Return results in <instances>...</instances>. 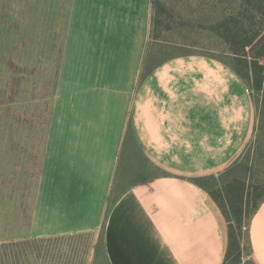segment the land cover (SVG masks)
Masks as SVG:
<instances>
[{
    "label": "crops",
    "instance_id": "0c3cea01",
    "mask_svg": "<svg viewBox=\"0 0 264 264\" xmlns=\"http://www.w3.org/2000/svg\"><path fill=\"white\" fill-rule=\"evenodd\" d=\"M138 50L70 48L77 84L48 173L43 233L94 228L105 217L110 264H223L228 221L194 179L222 174L251 143V88L205 53L168 56L141 76ZM129 169L135 176L125 181ZM248 237L247 259L264 264V201Z\"/></svg>",
    "mask_w": 264,
    "mask_h": 264
},
{
    "label": "rangeland",
    "instance_id": "374dc122",
    "mask_svg": "<svg viewBox=\"0 0 264 264\" xmlns=\"http://www.w3.org/2000/svg\"><path fill=\"white\" fill-rule=\"evenodd\" d=\"M155 2L164 10L157 30ZM239 14L246 28L258 23L264 27V17L246 0H0V243L32 241L26 250L38 247V260L33 256L28 264H110L104 249L105 217L94 228L43 233L51 224L48 173L67 98L77 84L79 58L70 55L72 46L139 47L141 76L160 60L185 52L234 64L230 45L213 26ZM246 50L251 59L252 47ZM259 61L264 65V58ZM253 80L247 82L257 125L226 176L244 182L254 195L256 186L264 191V88L258 90ZM125 133L133 146L127 126ZM132 175L129 169L121 177L130 181ZM206 185L211 191L218 187L215 180ZM123 187L116 185L115 192ZM248 232L249 226L244 228L246 248ZM37 239L47 240L33 242Z\"/></svg>",
    "mask_w": 264,
    "mask_h": 264
},
{
    "label": "trees",
    "instance_id": "16d2710c",
    "mask_svg": "<svg viewBox=\"0 0 264 264\" xmlns=\"http://www.w3.org/2000/svg\"><path fill=\"white\" fill-rule=\"evenodd\" d=\"M246 3L264 17V0H246ZM155 4L157 14L154 17V29L157 30L162 24L160 16L164 10L159 2H155ZM213 29L218 36L230 45L232 54L234 55V64L225 60L222 61L232 66L250 88L251 86L247 80L252 77L254 85L258 90L264 88V65L259 61V58H264V27L258 23L253 24L250 29L246 28L241 19V14H239L234 18H221L218 24L213 26ZM247 47H252L255 53L251 59L246 54ZM226 173L228 171L220 175L197 177L194 181L211 194L228 221V250H226L223 264H253L251 260L247 259V255L250 254L252 247H245L244 228H248L252 215L256 214L261 203L264 201V191H259L260 187L256 186L254 188L255 194L253 195L252 192L248 191L244 182L237 180V178H227ZM208 180H215L218 187L211 191L206 185ZM46 240L37 239L33 242L42 243ZM48 240H51V238H48ZM30 243H32L30 240L0 243V264H28V262H31V258L33 259V256L38 260L35 255L38 247H33L32 251L26 250ZM105 254L107 256L106 250Z\"/></svg>",
    "mask_w": 264,
    "mask_h": 264
}]
</instances>
